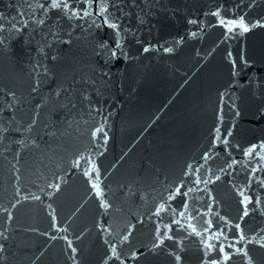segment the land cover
<instances>
[{
    "label": "water",
    "instance_id": "95a60500",
    "mask_svg": "<svg viewBox=\"0 0 264 264\" xmlns=\"http://www.w3.org/2000/svg\"><path fill=\"white\" fill-rule=\"evenodd\" d=\"M0 264H264V0H0Z\"/></svg>",
    "mask_w": 264,
    "mask_h": 264
}]
</instances>
